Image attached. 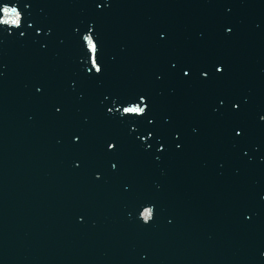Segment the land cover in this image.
<instances>
[{"label": "water", "instance_id": "obj_1", "mask_svg": "<svg viewBox=\"0 0 264 264\" xmlns=\"http://www.w3.org/2000/svg\"><path fill=\"white\" fill-rule=\"evenodd\" d=\"M12 3L35 23L0 34V264H264V0ZM90 22L106 71L88 78L74 30ZM170 61L191 63V80L170 75ZM214 61L223 74L201 80L196 69ZM136 92L152 125L105 114L102 101ZM218 95L240 111L214 113ZM148 128L163 152L135 139ZM145 201L148 225L136 212Z\"/></svg>", "mask_w": 264, "mask_h": 264}, {"label": "snow or ice", "instance_id": "obj_2", "mask_svg": "<svg viewBox=\"0 0 264 264\" xmlns=\"http://www.w3.org/2000/svg\"><path fill=\"white\" fill-rule=\"evenodd\" d=\"M95 10L98 12H103L105 9L111 6V0H92ZM24 9L29 7L28 3L22 5ZM8 10H13L16 12L18 21L15 23H9L5 12ZM34 21L23 17V14L12 0H0V34L13 35L18 33L20 37H24L28 29H33ZM50 31V29H49ZM77 31L79 37L78 44L84 57L82 63V70L85 77H100L103 75L106 68L103 62V47L99 43V36L95 31V25L93 22H90L86 26V30ZM232 31L231 27L225 26L224 32L230 34ZM42 32L40 26L34 28V34L39 36ZM159 39H165L166 34L161 31L159 34ZM44 47V45H41ZM170 75L182 80L189 81L191 80V73L193 70V65L188 62L178 63L177 61H170ZM199 73V78L204 81H209L215 77L221 76L223 74V63L219 61H214L211 64H204L196 69ZM161 77L156 76V79L159 80ZM43 86L39 85L35 87L37 93H41ZM109 99L108 95H104V101ZM150 101L148 100L147 94L143 92H136L134 94H129L126 96L115 95L112 97L111 105L107 106L101 102V106L104 109V112L109 117H115L119 120L129 119L133 121L145 120L148 125L154 123V118L151 117L149 113ZM230 106V107H229ZM229 110L232 112H239L241 109V101L237 99H229L227 95H218L216 97V106L213 107L212 111L217 113L221 110ZM54 111L56 113L61 112L60 107L54 106ZM167 119V118H166ZM259 122L264 123V115H259ZM131 132L138 133L139 130L136 128L130 129ZM233 139L240 138L244 132L243 124L236 123L232 126ZM173 141L180 139V133L178 130L171 132ZM71 139L73 142H78L80 140L79 133L71 134ZM136 140L140 141L143 144L144 151H148L151 147L147 141L152 140L157 145L156 152H163L164 142L163 137L155 128H148L144 130V134H137L135 137ZM105 152L111 150L115 153L118 149V142L116 140H106ZM181 143H175V148L179 150L181 148ZM247 155V152H244ZM157 159L160 157L157 156ZM110 170L115 171L117 169V163L109 161ZM78 166V165H77ZM95 179H100L99 172L94 174ZM260 199L264 201V195L260 196ZM147 205V206H146ZM137 219L144 225H148L154 219L155 213V204L150 201H145L143 204L137 205L136 208ZM243 218L249 220L251 218L250 214L247 212H242ZM259 257L264 259V250H258Z\"/></svg>", "mask_w": 264, "mask_h": 264}, {"label": "clouds", "instance_id": "obj_3", "mask_svg": "<svg viewBox=\"0 0 264 264\" xmlns=\"http://www.w3.org/2000/svg\"><path fill=\"white\" fill-rule=\"evenodd\" d=\"M5 16L7 17L9 23H15L18 21L17 14L13 10L6 11Z\"/></svg>", "mask_w": 264, "mask_h": 264}]
</instances>
